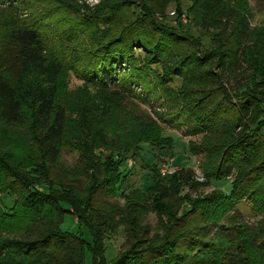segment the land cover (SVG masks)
<instances>
[{"label":"trees","instance_id":"1","mask_svg":"<svg viewBox=\"0 0 264 264\" xmlns=\"http://www.w3.org/2000/svg\"><path fill=\"white\" fill-rule=\"evenodd\" d=\"M7 1L15 8V0ZM132 2L114 4L115 12L126 4L132 22L110 33L100 30L89 48L69 56L54 52L35 20L29 25L16 17L0 22V264H86L88 254L91 264H109L105 237L116 232L118 223L101 209L111 206L98 205L97 196L103 194L106 203L120 189L128 190L122 164L139 157L142 144L164 143L157 122L133 114L128 131L115 112L122 95H132L133 84L150 76L156 80L149 83L151 92L158 87L160 94L176 96L179 110L191 114L192 134L203 137L192 152L204 157L207 183L236 177L229 194L184 197L188 208L180 214L182 201L175 209L164 200L161 176L152 167L155 183L147 193L163 235L151 236L150 228L141 225L136 212L144 210L145 196L126 197V210L115 205L121 218L127 215L132 244L110 264H264V222L244 223L238 212L244 201L264 212V36L249 32V10L240 0H192L195 27L208 30L212 44L201 54L198 37L160 25L150 6L137 4L134 10ZM228 42L243 52L248 65L249 83L239 86L240 92L231 88L238 77L229 60L223 61ZM138 49L148 52L142 66ZM214 60L228 72L206 68ZM126 65L128 73L118 76L116 70ZM68 71L95 90L81 92L74 106L61 92L60 79ZM175 78L182 80L177 91L170 85ZM72 111L77 119L69 117ZM68 145L82 161L78 169L63 172L66 178L54 179ZM183 173L171 176V187L198 186ZM2 196L14 198L10 209ZM69 214L87 229L90 242L81 232L61 230Z\"/></svg>","mask_w":264,"mask_h":264},{"label":"rangeland","instance_id":"2","mask_svg":"<svg viewBox=\"0 0 264 264\" xmlns=\"http://www.w3.org/2000/svg\"><path fill=\"white\" fill-rule=\"evenodd\" d=\"M15 1L16 2L13 3L16 5L15 8H11L8 6V1L5 2V0H0V22L8 23L10 20L14 21L17 18L20 22H28L29 25L31 21L35 20L41 27L43 39L49 41L51 43L50 45L54 47V52L62 56H69L89 48V46L95 42L96 36L102 33L99 32L100 30H105L104 32L108 31L110 33L132 22V13L130 8H125L126 4L122 5L119 12L117 11L118 13L114 11V4L117 3V0ZM132 3L135 4L133 7L134 10L137 4L141 5L145 3L150 6L151 9H153L151 10V14L157 12L154 14V19L158 21L160 25L172 29L188 30L186 31L187 33L194 37H198L202 43L198 53L203 54L206 51L212 50L208 30H204L201 27L198 30L195 27V21L190 14L192 0H180L179 3L171 0H133ZM240 4L245 5L249 10V17L247 18L249 32L258 31L260 32L259 35L263 37L264 0H240ZM101 20L102 22H100ZM148 20H150V17ZM152 27L153 25L149 24L148 28H146L147 31L145 30L146 33L149 34L148 31H150ZM0 33L3 34L1 30ZM221 41L224 42L226 40L225 38H221ZM259 45L262 44L260 43ZM262 46L264 47V45ZM228 47L229 49L226 51L223 61L226 59L229 60L228 66L230 70L234 77H238L237 80L234 81L235 85H232L231 88L236 87V90H238L237 92H240L241 88L239 86L249 83L248 65L240 49L238 51L234 50L235 48H232V42H228L227 48ZM147 53V51L142 49L137 50L136 57L139 58L138 65H143L142 58H144V55ZM229 53L230 58H228ZM216 63L217 65L215 66ZM221 65L222 64L218 65L217 60H214L207 64L206 68L211 67L210 69L211 71L213 70V73H220L221 71L227 73L228 70L220 67ZM153 68H156L155 70L162 74L164 72L160 66H155ZM128 71L126 65L116 70V73L120 76L127 74ZM151 82H156L154 76H150V78L146 79V83L136 82L133 84V94L130 96L122 95L125 98L121 102L120 110L115 107L116 114L121 116V120L124 121L122 123L127 124L128 131L133 129V114L142 117L144 121L151 120L157 122L160 126L161 138L164 140V143L162 145L142 144L139 157L129 158L122 164L120 171L127 185L130 186L128 190L123 192L120 189L116 198H108L106 203H104L105 196L103 194L97 196L98 199L96 200H98V205L103 203L104 205L115 207L116 209L112 210L111 207L101 208L103 210H109L111 214L113 213L118 223L116 232L109 233L105 237V255L109 264L123 252L127 251L132 244L129 241V225H125L124 221V217L127 215L121 218V211L119 212L117 210L118 206L120 209L126 210L128 204L125 200L126 197H131L134 193H142L145 196L143 200L141 199V202L144 204V210L136 212L140 217L141 225H146L150 228L151 236L154 234L163 235L159 224V215L153 211L152 199L148 196L150 193H147L155 183V178L151 171L152 167L155 168L161 176L160 179L165 191L164 200L168 204L175 205V209L177 207V200L179 199L182 201L180 214L183 210L188 208L187 204L183 201L184 197L190 196L196 199L219 191L229 194L232 189V182L236 177L233 174L224 181H211L207 183L202 169L204 157L195 155L192 152L194 146L202 142L203 137L201 134H192L191 129L193 123L191 122V114L188 112L183 113L179 110V103L174 100L176 96L167 97L164 93L160 94L161 92L158 87L156 93L151 92V90L148 89L149 83ZM60 84L62 95L71 106H74L77 97H79L80 93L84 90L89 89V93L95 92L91 86L86 84L72 71L66 72L61 77ZM170 85L172 89L177 91L182 86V80L175 78ZM207 87H212V84L207 82ZM209 108L210 104L207 106V109ZM69 117L77 119L78 115L72 111ZM71 147L68 145V147L64 149L60 164L61 169L54 174V179L62 180L67 176L62 175L64 171L69 172L79 168L78 163L82 161L80 153ZM182 171L184 172L183 178L190 174L191 180L193 179L192 181L198 184V186L192 188L186 185L183 186L181 190L171 187L169 184L171 176L179 174ZM78 185L82 188L84 186V181L81 180L78 182ZM124 186H126V184ZM44 189L47 190L48 188L45 187ZM1 199L7 209L13 206V197L2 196ZM133 199H135V201H140V198L133 197ZM115 204L118 206L116 207ZM67 207L69 208V206ZM238 212L244 223L258 225L259 222H264V212L261 213L254 210L253 206L248 201H244L238 205ZM61 230L74 234L81 232L87 241H91V236L87 229L81 226L77 218L73 215L69 214L65 216ZM86 264H91L90 254L87 255Z\"/></svg>","mask_w":264,"mask_h":264},{"label":"built area","instance_id":"3","mask_svg":"<svg viewBox=\"0 0 264 264\" xmlns=\"http://www.w3.org/2000/svg\"><path fill=\"white\" fill-rule=\"evenodd\" d=\"M164 173V172H163Z\"/></svg>","mask_w":264,"mask_h":264}]
</instances>
